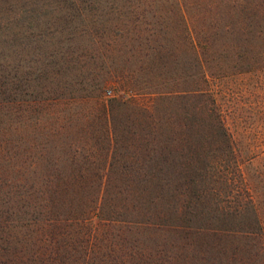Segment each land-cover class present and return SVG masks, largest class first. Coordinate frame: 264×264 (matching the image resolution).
Here are the masks:
<instances>
[{"label": "rangeland", "instance_id": "374dc122", "mask_svg": "<svg viewBox=\"0 0 264 264\" xmlns=\"http://www.w3.org/2000/svg\"><path fill=\"white\" fill-rule=\"evenodd\" d=\"M0 264H264V0H0Z\"/></svg>", "mask_w": 264, "mask_h": 264}, {"label": "trees", "instance_id": "16d2710c", "mask_svg": "<svg viewBox=\"0 0 264 264\" xmlns=\"http://www.w3.org/2000/svg\"><path fill=\"white\" fill-rule=\"evenodd\" d=\"M207 1H209V0H195V4L198 5V4L203 3V2L206 3ZM203 11H205V9ZM117 25H119V24H117ZM116 28L118 29V31L120 30V27H116ZM123 35L126 36L125 33ZM101 103H102L101 105L103 106V109H104V111H105V113L107 115L110 114L108 112H111V114H114V112H116V110L118 111V110H121L123 108L130 107V106L135 107L134 99L125 100V99L112 98V99H109L108 101H106V103L105 102H101ZM131 133L133 134V136L136 135V132L133 129H132ZM136 147H138V145H133L134 150H136ZM141 167H143L144 169L147 170L149 166L148 165H146V166L145 165H141V163H140L139 168H141ZM152 167H153V165L150 166V168H152ZM150 170L152 172H150L144 178H138L139 176L138 177H134L133 180H132V184L135 187L143 184V186L145 188H147V191H148L147 193L149 195H151L152 197L154 196V200H155L158 197V195H159V192H160V189H161V184L159 185L160 178H158L155 175V172L152 169H150ZM63 181L65 182L66 179L65 180L63 179ZM159 200H160V198H159Z\"/></svg>", "mask_w": 264, "mask_h": 264}]
</instances>
